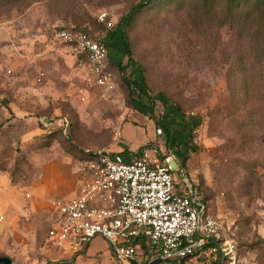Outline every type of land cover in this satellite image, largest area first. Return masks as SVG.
I'll use <instances>...</instances> for the list:
<instances>
[{
	"label": "rangeland",
	"instance_id": "1",
	"mask_svg": "<svg viewBox=\"0 0 264 264\" xmlns=\"http://www.w3.org/2000/svg\"><path fill=\"white\" fill-rule=\"evenodd\" d=\"M138 1L0 0V256L12 264H118L101 239L74 256L47 252V233L54 202L80 194L86 149L116 151L145 136L154 140L150 154L171 147L204 187L225 237L237 245L235 264H264V83L242 76L231 31L192 5L139 16L130 45L153 107L138 91L129 99L110 54L115 89L107 91L73 48L54 40L64 24L118 39L120 18ZM102 12L106 28L97 23ZM57 115L73 122L70 137L44 129L41 119ZM159 125L170 144L157 136Z\"/></svg>",
	"mask_w": 264,
	"mask_h": 264
},
{
	"label": "built area",
	"instance_id": "2",
	"mask_svg": "<svg viewBox=\"0 0 264 264\" xmlns=\"http://www.w3.org/2000/svg\"><path fill=\"white\" fill-rule=\"evenodd\" d=\"M107 16L102 12L97 19L105 22ZM53 37L84 57L82 63L98 87L115 89L105 43L63 25L54 28ZM126 75H131L130 69ZM44 78L40 72L36 80ZM41 123L47 132L68 136L66 116L42 118ZM156 134L168 142L163 125L156 128ZM150 152L143 150L127 158L112 150L86 149L89 159L81 162V170L87 179L77 197L54 202L57 218L47 233L45 250L73 256L101 239L118 264H149L156 259L180 262L190 257L214 263L227 258L235 264L236 243L225 237L222 224L186 175L178 154L171 147L163 154ZM141 238L149 246V256L143 261L139 259Z\"/></svg>",
	"mask_w": 264,
	"mask_h": 264
},
{
	"label": "trees",
	"instance_id": "3",
	"mask_svg": "<svg viewBox=\"0 0 264 264\" xmlns=\"http://www.w3.org/2000/svg\"><path fill=\"white\" fill-rule=\"evenodd\" d=\"M189 5L199 9L204 18H216L215 20H218L222 27L231 31L232 36H235V57L242 76L249 77L250 74L259 82L264 83V0H139L123 14L117 24L120 34L119 38L122 41L124 53L128 56V62L125 65L119 63L116 67L125 77L124 81L128 88V97L130 100L132 95L138 91L152 102V107L154 106L153 98L148 91L144 67L139 61L133 58L131 51L130 31L133 29L135 22L142 14L146 15L154 11V15H160L162 13H168L173 9L185 8ZM97 23L106 28L104 23L99 21H97ZM63 26L72 30L84 32L94 37L93 31L86 27H70L65 24ZM110 39V35L102 39L97 38V40L105 43L107 46ZM78 58L81 61L82 59L84 60V57L81 55H78ZM128 69L131 70L130 76L126 75ZM244 80L245 89H248L249 81L246 79ZM158 97L163 100L164 104L167 102L169 104V101H167V98L163 94H158ZM177 111L178 113L180 112L179 109H177ZM72 125L73 122H70L69 133L66 137L71 136ZM58 133L62 134L61 132ZM167 144H170V136ZM150 147L151 144H146L145 149L148 150ZM124 153H126V151L121 154L123 155ZM86 159H89V157L83 152L81 160ZM180 165L189 177L190 174L185 161H180ZM194 186L202 193L206 205L211 209L209 196L199 180L194 182ZM139 242L141 245V256L145 260L149 256V246L147 240L144 238H141ZM191 259L193 258H186L180 262L175 260L164 261L160 264H185ZM226 261H228L227 258L224 261L220 259L215 264H224Z\"/></svg>",
	"mask_w": 264,
	"mask_h": 264
},
{
	"label": "crops",
	"instance_id": "4",
	"mask_svg": "<svg viewBox=\"0 0 264 264\" xmlns=\"http://www.w3.org/2000/svg\"><path fill=\"white\" fill-rule=\"evenodd\" d=\"M117 37H118V39H120L119 36H117ZM118 39L116 37H114V39L110 40L108 42V47H109L110 60L112 62H117L119 64V63H121V60H123L124 55L121 52V50H123V46L122 45L120 46V44L118 43ZM119 53H121V56H120ZM83 66H84V69H85L86 73L88 74V76L93 80V77L87 72L84 64H83ZM152 140L153 139H152L151 136H145L144 139H142V141H140L138 143L134 142V143H131L130 145L124 146V147H121L120 145H118L116 147V152L123 153L124 151H126V153L123 154L124 156H126L127 158L133 157V156L138 155V152L140 153L143 150V146H145L147 143H149L148 141H152ZM85 179H87V177ZM52 213H53V216H52L50 228L55 225L56 218H57V213H56L55 209L53 210ZM47 243H48V241H47ZM92 243H91V245H92ZM91 245L89 246V248L91 247ZM52 251L55 252V253H57L58 255H62V256H72L70 254H65V253H62V252L55 251V250H52Z\"/></svg>",
	"mask_w": 264,
	"mask_h": 264
},
{
	"label": "water",
	"instance_id": "5",
	"mask_svg": "<svg viewBox=\"0 0 264 264\" xmlns=\"http://www.w3.org/2000/svg\"><path fill=\"white\" fill-rule=\"evenodd\" d=\"M161 262V259H156L149 264H160ZM0 264H12V261L8 257H0Z\"/></svg>",
	"mask_w": 264,
	"mask_h": 264
}]
</instances>
